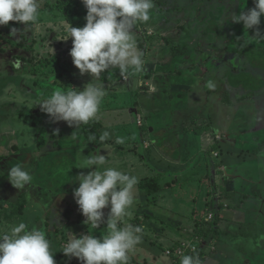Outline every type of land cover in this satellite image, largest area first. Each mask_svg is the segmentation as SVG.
I'll use <instances>...</instances> for the list:
<instances>
[{"label": "crops", "instance_id": "obj_1", "mask_svg": "<svg viewBox=\"0 0 264 264\" xmlns=\"http://www.w3.org/2000/svg\"><path fill=\"white\" fill-rule=\"evenodd\" d=\"M80 1L78 0L77 4L74 5L75 10L66 11V16L63 17L62 23H64L63 30L65 32L69 26L83 27L86 24V21H79L75 25L70 22V18L81 16ZM195 1L198 0H190L184 5L176 3V6L173 4L160 8L154 6L148 22L154 23L156 27L148 30L147 33L151 31L154 35L159 34L166 40L173 41L177 38L176 43H171L172 51L176 48V44L181 45L182 48L197 44L193 42L195 35L189 33L191 28L197 29L196 26L202 20L201 17H198L199 14L195 12V5L199 3V1L193 3ZM200 2H204V0H200ZM163 4H167V1H164ZM170 13L177 15L181 13L182 15L172 18L171 21L165 16V14ZM135 28L147 31L144 23L137 24ZM65 36L67 37V35ZM65 39L63 40L66 43L67 39ZM135 40L138 49L141 50L143 43H141L140 35L137 33H135ZM171 47H167L166 50ZM71 48L66 45L65 54L62 58L60 57L63 61H67ZM145 51H143V56L148 57V60L144 59V71L140 72L141 76L143 75L145 78L147 76L154 77L159 73L160 85H144L142 88L140 83L143 84L144 82L140 78L141 76L139 77L140 73H131L126 75L127 78L123 76V80L127 84L123 90H128L129 96L127 97L128 102L121 98L122 101L119 106L131 110L130 120L126 118L118 120L117 117L113 119L112 116L107 117L110 118L108 120L103 116L98 117L96 121L100 124L98 131L100 135L105 130L112 134L111 139L104 143H101L98 138L95 143L90 144L85 134L84 124L66 129V133L62 132L59 138H54V143L56 140L62 141L59 143L58 151L56 147L54 148L56 151H51L52 154L49 153L48 168L50 171L47 173H50L49 179L51 181L49 180V182L51 185L43 187L39 184H33L34 193H38L36 197L38 203L32 200L28 209L31 212L27 215V221L31 224V228L36 227L44 232L51 243V250L57 264H67L65 261H70V264H82L78 258L65 256L61 249L68 242L71 234L74 233L79 238L88 234L89 230L91 231L85 224L86 217L82 215L78 204L74 205V190L79 187L78 180L73 182L75 177H78L81 172L87 174L90 171H95L94 167L89 169L75 168L83 148L84 155L97 154V150H99L98 154L106 155L107 164L103 167H113L135 175L139 179V184L136 186L137 199L131 212L132 214L135 212L139 222L143 217V221L149 218L150 225L158 232L156 237V232L144 231L142 243L130 254L128 264H180L181 257L176 254V250L180 246L178 243L184 237H191L189 232L182 229L186 224L189 225V223L194 222H197L194 238L201 239L199 240L201 241L200 248L207 245V240L211 236H217L218 245L223 249V255L227 256L226 258L229 260L235 257L234 254L245 251L239 248L241 246L239 239L246 237L248 239L253 229H250L249 226L244 227V225L249 222L254 223L253 216L259 213L256 205L264 202V151H259L260 148L254 145L252 150L254 149L255 153L251 156L245 154L250 153L251 148L246 149L249 141L259 138L264 131V110L257 109L253 104L257 102L255 97L264 93V78L259 76L261 86L255 91L250 90V93L246 92L245 87L229 86V91L230 89L238 91L237 100L234 101L216 95L212 96V89L209 91L210 95L201 97L200 93L206 94L204 91L209 88L205 81L196 80L190 76L188 82H179L181 74L179 72L176 74L177 70L182 69L177 63L180 61L177 59L179 55L177 58H171L173 63H177L176 68L165 70L162 67L163 64H159L160 59H154L153 54H149L152 49L149 48ZM166 55L161 56V62L170 60L167 59ZM149 56H151L150 59ZM189 58L194 61L193 55H190ZM239 62L236 60L237 67H239ZM64 68L65 73H68L65 65ZM245 69L241 68L240 71ZM77 70L80 74L78 68ZM226 70H228V74L234 72L232 67H228ZM170 71L171 73H169ZM184 71L188 73L187 70ZM205 71L206 69L203 67L202 72ZM116 74L114 69H110L101 75L100 80H93L92 82L102 83L104 87L113 88L112 83ZM81 76H85V74ZM174 76H176V81H173ZM79 79H76L77 84L89 82H80ZM226 82L229 85L228 79ZM185 85L188 86L186 92L191 95L190 99H186L189 95L183 97L181 94ZM136 87H139L141 94L134 101L135 97L130 92L135 91ZM218 87L220 88V86ZM200 97L201 99H199ZM105 103L102 101L101 105ZM252 107L258 116L255 118L256 121L252 120L250 124L249 119H244L242 113L243 109H247L251 116H255L256 114L252 115L251 113ZM106 109H109L106 108V105L104 109L101 106V111ZM108 113L107 111L106 114ZM133 124L135 125L132 127ZM63 125L68 128L67 122L63 121ZM250 129H252V134ZM45 130L43 129L44 133ZM117 137L122 138L124 143L116 144ZM64 140L71 142L69 147L62 145ZM256 141L254 140V142ZM105 144L108 146L107 149H104ZM61 156L71 160L69 162L64 161L63 164L66 165V168L53 171V163L56 159L58 161ZM45 170L43 169L40 174L46 176L45 178L48 180L49 174H43ZM98 170H103V168ZM34 173L32 181L37 176V173ZM58 173L63 174L66 180L61 182L62 184L57 188L52 185V182H58L55 178ZM249 173L253 176L257 175V179H253L254 182L252 183H244L245 176H249ZM160 176L168 181L164 186L160 185L161 190L153 199L149 196L143 182L149 178H156L159 182ZM195 181L198 182V185H192ZM0 186L2 191L0 199H3L4 194L8 195L7 202L0 200L7 203L0 209V219L13 220L12 217L14 218L18 213L21 214L22 210L17 205L21 200V195L22 197L25 194L28 195L29 191L27 190L29 189H26L25 192H20L19 189L18 192L13 185L10 188H4L2 182H0ZM175 186L179 192L174 194L170 189ZM165 191H171L173 198L171 202H164L165 196L163 194ZM228 194L236 197L238 201H236L237 206H233L234 208L230 205L223 206L221 203L223 195ZM185 202H188V205ZM39 203L42 204V209ZM15 204L17 205L15 206ZM184 207L188 210H184ZM103 211L105 219H107L110 206ZM43 212H45L44 216H42ZM204 214L207 217L202 221L200 216ZM210 218L214 221L207 222V219L210 220ZM52 220L57 223L54 230L48 224V221ZM37 222L40 223V227L37 226ZM225 222L231 223L233 229L230 228L228 232L222 229V224ZM211 223L214 225L213 227ZM210 225L212 228H209ZM200 226L203 227L198 228ZM105 228L106 225L101 224L100 228L95 230L94 235L100 238ZM213 228L219 231L218 235L212 234ZM7 231L4 230V232ZM168 250H171L172 253L168 254ZM187 255L195 256L196 253L192 248H189Z\"/></svg>", "mask_w": 264, "mask_h": 264}, {"label": "rangeland", "instance_id": "obj_2", "mask_svg": "<svg viewBox=\"0 0 264 264\" xmlns=\"http://www.w3.org/2000/svg\"><path fill=\"white\" fill-rule=\"evenodd\" d=\"M164 1H167V4H163ZM189 1L190 0H153V3L154 6L160 8L161 6H167L169 4L175 5L176 3L184 5ZM198 1L199 3H197ZM198 1L193 2L197 3L195 5V12L199 14V16L197 14L195 17H201L202 20L199 22V25L196 26L197 29L191 28V31L189 30L190 35H195L193 42L197 44L184 48L176 44V48L172 51L173 47H171V43H176L177 38L172 41L160 37L159 34L154 35L151 31V34L147 33L148 30L156 26L154 23L146 22L144 23V27L147 31L137 28H135L137 30L134 29L135 33L140 35V41L143 43L141 51H147L149 48L152 49V52H149V54H153L154 59L159 58V64H163L162 67L165 70L175 69L177 63H179L180 67H182V69L179 68L180 70H177L176 73L178 74L179 72L181 74L179 78L181 80L179 82H188L190 76L194 77L196 80L205 81L209 88L207 91H204L206 94L200 93L201 97H203V95H210L209 91L212 89V96L216 95L220 98L223 97L234 101L237 100L238 91L235 89H230L229 91V86L239 88L245 86L246 92L257 90L261 86L259 76L264 78V41L257 42L256 38L253 37L254 30L245 29L243 23L237 24L231 22V15L233 13H239L243 10L247 11L255 7L254 0ZM77 2L78 0H41V6L46 7L40 10L39 22L37 24L26 28L27 26L22 23L10 21L7 26H0V182H2L4 188L12 187L7 177V172L10 170V167L16 164H24L31 175H35L34 172L37 173L34 181H32L33 183L27 185L24 189H20V192H25L26 189H29L27 190L29 191L28 195L25 194L23 195L24 197L21 195V200L18 202L19 204H15V206L17 205L18 208H21V214L18 213L14 218L12 217L13 220H8L7 218L0 219V221H2L0 224V232H4L5 229L9 230L11 226L19 222H26L31 229V224L27 221V215L31 212L28 209L31 206L32 200L38 203L36 199L38 193L35 194L32 187H34L35 184H39L43 187L51 185L49 182L50 173H47L50 171L48 168L49 153L51 151H56V149L58 151L60 146L59 143L62 141L56 140L54 143V140L59 138L60 133H66V129H71V127H73L68 125V128H66L63 125V121H55L45 113L44 115L46 116L40 117L41 121L37 122V118L33 117V113L41 109L39 106L40 102L51 96L54 91H64L68 87L77 89V86L79 87L78 90H83L93 79L90 74L81 76V74L78 73L70 55L67 61L61 59L65 54L64 50L66 49V45H68V47L73 46L72 39L65 36L67 35V31L65 32L63 30V17L66 16V11L70 12L75 10L74 5H76ZM80 6L82 7L80 8L81 16L70 18L72 25L77 24L79 21H86L87 9L82 3V0L80 1ZM181 15V13L178 15L176 13L165 14L168 20ZM13 27L17 28L18 32L11 34V29ZM259 27L261 31L264 32V17L261 18V25ZM68 28H70V26ZM198 29L200 31H197ZM185 32L187 33V31ZM202 34L204 35L202 36ZM65 38H68L66 43L63 40ZM167 47L171 48L166 50ZM70 50L71 49H69V53ZM165 54H167V59L170 60H168V62L167 60L161 62V56ZM178 55L179 58H177ZM190 55H193L194 61L189 58ZM173 57L180 61L173 63V60H171ZM150 58L151 56H149V59ZM143 59L148 60V57L145 58V56H143ZM164 59H166V57ZM236 60L240 61L239 67H237ZM64 65L68 69V73H65L66 70ZM203 67L206 69L204 73L202 72ZM228 67H232L234 71L232 74L227 73L228 70L226 69ZM241 68L246 69L240 71ZM114 70L117 73L112 83L114 87H104L106 95L103 101L106 103L101 105L103 109L105 105L106 108L109 109L101 111L100 106L98 117L103 116L107 118L112 116L113 119L117 117L118 120H122V118L130 120L131 110L119 106L122 101L121 98H124V100L128 102V90H123L127 84L123 80V76L120 74L119 69L117 68ZM184 70H187L188 73ZM169 73H171V71ZM140 76L141 73L139 74V77ZM79 77H81V79H79ZM175 77L176 76H174L173 81H176ZM125 78H127V76ZM140 78L144 82L143 84L140 83L142 88H144V85L158 86L161 82L159 73L154 77L147 76L145 78L142 75ZM76 79H79L80 82H89L77 84ZM227 79L229 80V85H227ZM74 80L76 81L74 82ZM218 86H220V88ZM184 87V91L181 94L183 97L189 95L186 99H190L191 95L186 92L188 86L185 85ZM136 88L135 91L130 92V94H133L135 97L134 101H136L141 94L139 87ZM201 97L199 99H201ZM255 99L257 101L253 103L255 107H257V109L259 108L261 111L264 110V93L257 95ZM182 103L186 104L185 102ZM253 109L252 107L251 113L252 115L256 114L255 116H251L247 109H243V113L239 112L243 114L244 119H249L248 122L250 124L252 120L256 121L255 118L258 116L256 110L254 111ZM107 111L109 112L108 114H106ZM108 119L110 118H107V120ZM44 124H46V126H44ZM134 125L135 124L131 126L133 127ZM43 129H46L45 133ZM250 130L252 134V129ZM262 133L263 134H261L259 138L251 139L249 141L250 143L246 145V149L251 148V154L245 153L246 155L251 156L255 153L254 149L252 150L254 145L260 148L258 149L259 151H264V131H262ZM254 140L257 141L254 142ZM70 143V141L67 142L64 140L62 145L64 147H69ZM70 160L71 159H67L64 156L59 157L58 161L56 159L57 162L55 161L53 163V171L66 168V165L63 163L64 161L69 162ZM43 169H46L43 174H49L47 176L48 180L45 178L46 176H41L40 174ZM66 176L68 177V175ZM55 178L58 182H52V185H55L57 188L62 184L61 182L66 180L64 175L60 173H58V176L55 175ZM158 179L161 186H164L166 181H168L161 176ZM253 179H257V175L253 176L249 173V176H245L244 183H252L254 182ZM192 185H198V182L195 181ZM17 190L19 192V189ZM170 190L174 194L179 192L176 190V186ZM171 191L164 192V202H171L173 200ZM1 192L0 186V193ZM69 196H71V194H69ZM183 197L187 198L185 196ZM7 198L8 195L4 194L3 199L0 200L6 201ZM5 201H0V209H2L4 204H7ZM236 201V197L234 198L233 195L230 194L226 196L223 195L221 199L223 206L230 205L231 207H235L238 202ZM185 203L188 205V202ZM39 205L42 209V204L39 203ZM74 205H77L76 200L74 201ZM256 206L259 213L253 216L254 223L249 222L244 225V227L249 226L250 229H253L249 238L239 239L241 245L239 248L246 252L243 251L234 254L235 257L231 260L223 255V249L218 245L217 236H211L210 239L207 240L208 243L204 248L199 247L201 243L199 240L201 239L194 238V232L197 231V222L189 223V225L186 224L182 230L189 232L191 237H184L178 245L187 243L194 253L198 255L201 264H264V202ZM186 207H184V210H188ZM45 212L42 213V216L45 215ZM38 217L37 215V218ZM137 217L138 216H136L134 212L129 223L134 225L142 224L141 226L144 227V231L146 230L145 232H156L155 236L157 237L158 231L150 225L149 218L143 221V217L139 222L137 221ZM200 217H202V221H204L207 216L204 214ZM211 219L212 218H210V220L207 219V222L214 221V219ZM42 223H44V221H42ZM48 224L52 230H54L56 228L55 225H57L53 220L48 221ZM211 225L209 228L214 226L212 225L211 227ZM37 226L40 227V223L37 222ZM202 227L203 226H200L198 228ZM221 228L228 232L230 228L233 229V226L231 223L225 222L222 224ZM183 255H187V249L182 256ZM65 262L70 264V261Z\"/></svg>", "mask_w": 264, "mask_h": 264}, {"label": "clouds", "instance_id": "obj_3", "mask_svg": "<svg viewBox=\"0 0 264 264\" xmlns=\"http://www.w3.org/2000/svg\"><path fill=\"white\" fill-rule=\"evenodd\" d=\"M82 3L87 9L85 26L67 29L73 45L70 56L80 74H90L93 81L100 80L110 69L118 68L122 76L143 72V52L137 47L134 29L150 20L153 0H82ZM254 4L252 9L233 13L231 22L243 23L245 29L254 30L253 37L260 42L264 41V32L259 27L264 17V0H254ZM40 10L41 0H0V26L13 21L29 28L39 22ZM17 32V28L11 29V34ZM92 81L83 90L68 87L54 91L40 102L41 110L69 126L95 121L106 90L102 83ZM111 136L105 130L99 141L104 143ZM95 140V136L89 137V141ZM115 143L124 141L117 137ZM107 147L105 144L104 149ZM83 149L75 168L94 167L95 171L81 172L75 177L73 182L78 180L79 187L74 190V198L91 231L79 238L71 234L61 251L67 257L78 258L82 264H128L130 254L142 243L144 234L143 226L129 223L139 179L116 168L103 167L107 156L98 154L99 150L97 154L84 155ZM7 177L17 189H24L33 180L24 164L10 167ZM109 206L105 219L103 210ZM101 224L106 228L98 238L94 232ZM0 264H56V261L44 232L19 222L0 233ZM180 264H201V261L198 255H183Z\"/></svg>", "mask_w": 264, "mask_h": 264}, {"label": "trees", "instance_id": "obj_4", "mask_svg": "<svg viewBox=\"0 0 264 264\" xmlns=\"http://www.w3.org/2000/svg\"><path fill=\"white\" fill-rule=\"evenodd\" d=\"M42 8H44V6H41V9ZM44 116H46V115H44V112L41 109H39L38 112L33 113V117L37 118V122H40L41 121L40 117H44ZM99 127H100V124L96 120L91 121L87 125H84L85 134L88 137V140H89V137H91V136H95L96 140L99 138V136H100V133L98 132ZM96 140L95 141H89V143L93 144L96 142ZM143 185L146 187L149 196H151L153 199L155 197H157V195H156L157 192H159L161 190L160 183L158 182V180L156 178L146 179L143 182ZM211 232L213 235H218V233H219V231H217V229H215V228H213Z\"/></svg>", "mask_w": 264, "mask_h": 264}, {"label": "built area", "instance_id": "obj_5", "mask_svg": "<svg viewBox=\"0 0 264 264\" xmlns=\"http://www.w3.org/2000/svg\"><path fill=\"white\" fill-rule=\"evenodd\" d=\"M210 217H212V216H210ZM189 248H190V246L187 245V243H182V244L178 247V249L176 250V254H178V255L181 257L182 254H184V251H185L186 249H187V252L189 251ZM167 253H168V254H171L172 251H171V250H168Z\"/></svg>", "mask_w": 264, "mask_h": 264}]
</instances>
